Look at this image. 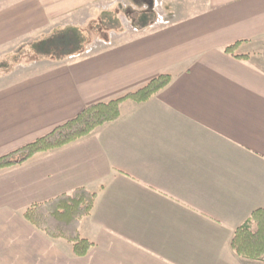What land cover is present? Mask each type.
Wrapping results in <instances>:
<instances>
[{"label": "crops", "instance_id": "crops-1", "mask_svg": "<svg viewBox=\"0 0 264 264\" xmlns=\"http://www.w3.org/2000/svg\"><path fill=\"white\" fill-rule=\"evenodd\" d=\"M99 1L7 6L0 53ZM164 2L166 24L155 22L150 0L132 16L153 12L149 24L108 29L113 39L0 79L2 156L88 104L171 76L147 101L125 100L117 120L86 137L0 169V264H264L231 248L235 229L264 208V0ZM234 43L244 58L224 52ZM78 187L97 194L79 223V236L93 243L80 257L23 215Z\"/></svg>", "mask_w": 264, "mask_h": 264}, {"label": "trees", "instance_id": "trees-1", "mask_svg": "<svg viewBox=\"0 0 264 264\" xmlns=\"http://www.w3.org/2000/svg\"><path fill=\"white\" fill-rule=\"evenodd\" d=\"M101 14L103 26L106 29H115L120 25L117 15L108 11H103ZM152 18L151 13H142L134 20V24L141 28L149 24ZM85 43L84 34L76 26H56L47 34L36 35L19 44L12 52L16 55L24 47L29 46L39 58H53L60 61L79 53ZM236 45L237 43L226 46L224 52L236 58H244V55L234 54ZM12 60L15 61L16 57ZM0 66L6 67V63L0 61ZM170 79V74L162 73L141 87L121 96L88 104L76 116L54 127L46 134L0 156V169L22 163L38 153L58 149L86 137L105 123L117 120L125 100L136 103L145 102L167 86ZM96 196V192H91L85 187H78L69 193L32 204L23 215L26 221L50 238H61L69 242L74 256H84L93 243L79 236L78 227L81 218L89 214ZM231 248L242 258L264 263V208L252 211L248 218L235 229Z\"/></svg>", "mask_w": 264, "mask_h": 264}, {"label": "rangeland", "instance_id": "rangeland-1", "mask_svg": "<svg viewBox=\"0 0 264 264\" xmlns=\"http://www.w3.org/2000/svg\"><path fill=\"white\" fill-rule=\"evenodd\" d=\"M22 0H0V12L1 10H6V7L13 4L19 3ZM155 1V0H154ZM158 3L157 8H153V11L157 14H161L164 18H168V3L164 0H156ZM143 3H150V0H101L96 2V4L91 5L87 8L76 11L72 14V17H63L55 21L52 26L45 29L39 33H31L29 36H34L35 34H47L50 30L56 26H65L73 24L81 30L86 38L85 47H88L90 43L98 42V40L113 39L112 33L130 30L134 28L135 24L132 20V16L137 15L141 11H146L147 6ZM14 7V6H13ZM145 7V8H144ZM103 11L114 12L115 15L119 17L120 25L112 30H108L103 26L101 13ZM153 13V12H152ZM151 13V15H152ZM113 14V13H112ZM154 14V13H153ZM153 16V15H152ZM70 21L71 23H68ZM16 40V43L19 45L22 41ZM16 44V45H17ZM13 51V50H12ZM11 51V48L0 53V61L6 63V67L0 66V79L4 81H9L13 79L22 78L26 75L34 73L38 70H41L43 65H47L50 62H54L53 58H39L36 56L30 49L29 46H26L22 51L16 55ZM16 57V60L12 59ZM43 60V61H41ZM50 62H48V61ZM43 220V218H42Z\"/></svg>", "mask_w": 264, "mask_h": 264}, {"label": "built area", "instance_id": "built-area-1", "mask_svg": "<svg viewBox=\"0 0 264 264\" xmlns=\"http://www.w3.org/2000/svg\"><path fill=\"white\" fill-rule=\"evenodd\" d=\"M157 6H158V3L155 0L154 1L153 8L155 9V8H157ZM155 22L156 23L166 24L167 23V20L161 14L157 13L156 18H155ZM134 30H137V29L134 27ZM89 50H90V48H87L85 51L88 52ZM74 55H76V54H74ZM74 55H71V56H74Z\"/></svg>", "mask_w": 264, "mask_h": 264}]
</instances>
